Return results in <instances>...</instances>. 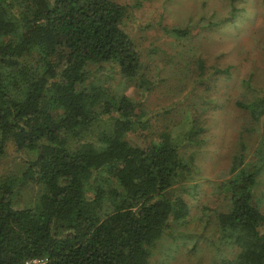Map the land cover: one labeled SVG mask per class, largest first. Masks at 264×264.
I'll list each match as a JSON object with an SVG mask.
<instances>
[{"label":"trees","instance_id":"obj_1","mask_svg":"<svg viewBox=\"0 0 264 264\" xmlns=\"http://www.w3.org/2000/svg\"><path fill=\"white\" fill-rule=\"evenodd\" d=\"M131 10L117 0H0V157L10 141L36 154L21 173L0 177V264H152V247L191 212L186 197L169 192L195 157L169 132L146 145L130 140L144 128L137 103L102 76L109 66L149 87L123 28ZM198 67L203 74L204 60ZM231 69L212 74L225 80ZM239 89L236 105L262 121L263 135L255 160L244 164L238 153L232 176L219 183L228 208L210 220L231 252L212 264H264V208L254 197L264 177V89L251 77ZM194 125L187 145L202 131ZM31 184L41 187L37 205L15 207Z\"/></svg>","mask_w":264,"mask_h":264},{"label":"rangeland","instance_id":"obj_2","mask_svg":"<svg viewBox=\"0 0 264 264\" xmlns=\"http://www.w3.org/2000/svg\"><path fill=\"white\" fill-rule=\"evenodd\" d=\"M117 1L132 6V19L123 28L142 55L150 87L127 83L109 66L102 72L116 95L129 96L137 103L144 128L137 126L128 138L146 145L169 132L185 157L193 155L196 160L169 192L186 197L191 212L155 243L151 263L212 264L214 258L231 252V247L220 244L217 226L210 220L228 208L219 201V183L232 176L238 153L244 152V164L255 160L263 135L262 121L250 122L248 112L236 100L244 99L239 87L245 78L251 77L253 84L264 89V0ZM175 29L189 33L179 36ZM199 59L204 60L203 74ZM227 66L232 68L230 78L212 74V67ZM194 123L202 131L195 143L187 145L186 133ZM35 157L34 152L8 142L0 157V177L21 173ZM40 192L37 184L24 186L15 207L36 206ZM254 197L264 208V177L254 188Z\"/></svg>","mask_w":264,"mask_h":264},{"label":"built area","instance_id":"obj_3","mask_svg":"<svg viewBox=\"0 0 264 264\" xmlns=\"http://www.w3.org/2000/svg\"><path fill=\"white\" fill-rule=\"evenodd\" d=\"M21 264H47V259L40 258V257H34V258L26 259Z\"/></svg>","mask_w":264,"mask_h":264}]
</instances>
